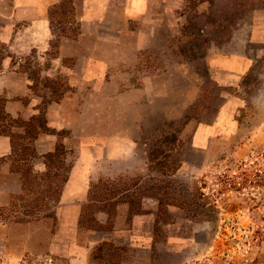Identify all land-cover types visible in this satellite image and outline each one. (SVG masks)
Masks as SVG:
<instances>
[{
	"label": "rangeland",
	"instance_id": "1",
	"mask_svg": "<svg viewBox=\"0 0 264 264\" xmlns=\"http://www.w3.org/2000/svg\"><path fill=\"white\" fill-rule=\"evenodd\" d=\"M0 264H264V0H0Z\"/></svg>",
	"mask_w": 264,
	"mask_h": 264
}]
</instances>
